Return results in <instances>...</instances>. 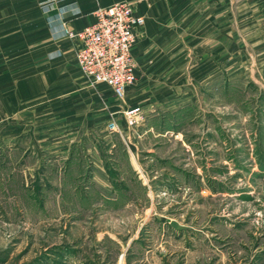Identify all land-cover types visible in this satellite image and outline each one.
I'll use <instances>...</instances> for the list:
<instances>
[{
    "label": "rangeland",
    "instance_id": "1",
    "mask_svg": "<svg viewBox=\"0 0 264 264\" xmlns=\"http://www.w3.org/2000/svg\"><path fill=\"white\" fill-rule=\"evenodd\" d=\"M59 1L39 4L48 22ZM202 3L175 9L189 19L173 28L181 67L137 65V88L113 112L105 104L115 148L66 164L12 151L24 122L9 97L35 57L27 24L2 27L0 264H264V0H228L221 58L202 42ZM135 108L131 126L124 111Z\"/></svg>",
    "mask_w": 264,
    "mask_h": 264
},
{
    "label": "crops",
    "instance_id": "2",
    "mask_svg": "<svg viewBox=\"0 0 264 264\" xmlns=\"http://www.w3.org/2000/svg\"><path fill=\"white\" fill-rule=\"evenodd\" d=\"M42 1L45 0H0V31L4 25H16V31H23L20 25L27 24L30 29L28 37L33 38L28 54L31 58L35 57L27 67V71L31 73L16 81L15 87L18 90L9 97L12 104L18 105L17 114L22 116L19 120L24 122L21 124L19 121L11 129L12 151L22 153L21 157L29 152V155L40 158L43 156L47 162L59 164H66L71 156L75 160L87 157V153L101 156L99 147L102 144L107 149L115 148L117 135L109 132L106 125L108 111L116 110L118 98L107 86L95 87L86 81L76 60L80 41L64 35L58 10L49 15L50 25L48 17H43L38 9ZM123 2L132 3L136 8L135 13L145 16V24L137 32L133 49L140 69L164 72L181 67L185 59L182 57L186 55L178 48L179 43L174 45L176 38L172 36L177 31L173 28H176L174 24L189 23V19L188 16L176 13L175 9L193 8L201 5V2L211 12L204 18L207 20L208 31L204 32L202 42L209 47V56L212 55V49L215 58L226 55L222 52V39H226L225 11L222 9H225L228 0H61L57 7L79 11L76 16L70 15L71 11L64 19L71 29L81 31L96 21L95 12L98 8ZM167 8L172 9L170 15L163 10ZM169 19L173 24L171 28L168 27ZM38 23L45 24L39 33L35 29ZM205 55L208 57V52ZM206 65L212 68L211 58H207ZM218 65L222 66V62L215 63V68ZM134 88H137L135 83L127 88L126 95ZM101 104H107L109 109L105 105L106 110ZM23 105L28 106L25 108ZM32 105L42 106L41 116L28 110ZM39 117L44 119L43 127L34 122ZM106 177L107 181L112 182L108 175Z\"/></svg>",
    "mask_w": 264,
    "mask_h": 264
},
{
    "label": "built area",
    "instance_id": "3",
    "mask_svg": "<svg viewBox=\"0 0 264 264\" xmlns=\"http://www.w3.org/2000/svg\"><path fill=\"white\" fill-rule=\"evenodd\" d=\"M69 12V9L60 8L58 17L64 35L81 43L76 60L84 78L91 86H107L116 98L123 100L127 88L136 79L137 63L133 49L145 18L137 15L130 3H116L99 9L93 24L76 31L66 26L64 16ZM139 115L138 108L124 111L131 126L137 123ZM106 128L112 133L120 130L114 120L109 121Z\"/></svg>",
    "mask_w": 264,
    "mask_h": 264
}]
</instances>
